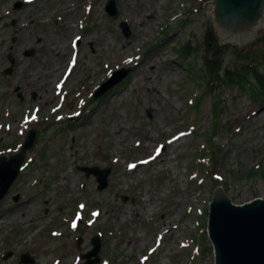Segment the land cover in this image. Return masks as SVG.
I'll return each instance as SVG.
<instances>
[{"label": "rangeland", "instance_id": "374dc122", "mask_svg": "<svg viewBox=\"0 0 264 264\" xmlns=\"http://www.w3.org/2000/svg\"><path fill=\"white\" fill-rule=\"evenodd\" d=\"M108 1L0 0V156L37 130L0 202V264H82L97 234L99 264H215V189L237 205L264 198V102L210 94L198 75L210 0H116L114 17ZM82 167L110 168L107 188Z\"/></svg>", "mask_w": 264, "mask_h": 264}, {"label": "water", "instance_id": "95a60500", "mask_svg": "<svg viewBox=\"0 0 264 264\" xmlns=\"http://www.w3.org/2000/svg\"><path fill=\"white\" fill-rule=\"evenodd\" d=\"M22 2L14 5L20 9ZM205 15L214 24L216 34L223 44L245 46L258 37L264 28V0H210L203 5ZM106 12L117 15L116 0H109ZM126 37L130 35L129 27L122 24ZM15 40V39H14ZM26 56H33L34 50L26 51ZM11 66L4 74L14 71L15 59L9 55ZM130 70L122 69L112 74L94 94V98L103 96L124 80ZM37 137V130L28 132L21 149L14 155L0 157V202L15 183L26 160L27 152L32 149ZM87 176L94 175L99 183L98 189L108 186L110 168L82 167ZM126 199V198H125ZM15 201L19 197H15ZM208 236L213 247L215 264H264V198H257L243 205L234 204L223 187L215 189L208 215ZM82 239L78 240V245ZM92 249L82 255V264H99L101 262V239L95 235L91 239ZM21 264H34L35 259L28 253L21 255Z\"/></svg>", "mask_w": 264, "mask_h": 264}, {"label": "trees", "instance_id": "16d2710c", "mask_svg": "<svg viewBox=\"0 0 264 264\" xmlns=\"http://www.w3.org/2000/svg\"><path fill=\"white\" fill-rule=\"evenodd\" d=\"M205 44L207 51L198 75L205 82L208 93H214L221 85H228L238 87L264 102V71L261 70L264 67V28L255 41L243 47L222 44L210 29ZM193 52L195 49L192 51L189 43L182 46L181 56L187 59ZM229 54L236 61L234 65L226 63ZM217 106L215 104V108Z\"/></svg>", "mask_w": 264, "mask_h": 264}, {"label": "bare ground", "instance_id": "6f19581e", "mask_svg": "<svg viewBox=\"0 0 264 264\" xmlns=\"http://www.w3.org/2000/svg\"><path fill=\"white\" fill-rule=\"evenodd\" d=\"M107 67H108V66H107ZM135 167L139 168L140 166H139V164H138V165H136ZM135 167H134V168H135Z\"/></svg>", "mask_w": 264, "mask_h": 264}, {"label": "snow or ice", "instance_id": "6c2138e0", "mask_svg": "<svg viewBox=\"0 0 264 264\" xmlns=\"http://www.w3.org/2000/svg\"><path fill=\"white\" fill-rule=\"evenodd\" d=\"M159 151H160V150L158 149V150H157V155H159Z\"/></svg>", "mask_w": 264, "mask_h": 264}]
</instances>
